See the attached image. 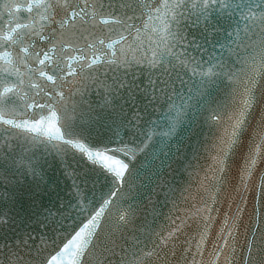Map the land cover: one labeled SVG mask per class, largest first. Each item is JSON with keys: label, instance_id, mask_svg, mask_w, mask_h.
<instances>
[{"label": "snow or ice", "instance_id": "obj_1", "mask_svg": "<svg viewBox=\"0 0 264 264\" xmlns=\"http://www.w3.org/2000/svg\"><path fill=\"white\" fill-rule=\"evenodd\" d=\"M0 264H264V0H0Z\"/></svg>", "mask_w": 264, "mask_h": 264}, {"label": "water", "instance_id": "obj_2", "mask_svg": "<svg viewBox=\"0 0 264 264\" xmlns=\"http://www.w3.org/2000/svg\"><path fill=\"white\" fill-rule=\"evenodd\" d=\"M86 99L89 103L93 104V106H96L97 104H99L101 102V98H100V93L97 90H90L87 95H86ZM49 159L51 160V157H49ZM52 165L53 168L56 170L55 174L56 175H60V173L64 170L63 169V165L60 163L59 160H52ZM73 167H75V165H73ZM174 168L177 169V171L175 173H171L167 176V180L170 183H177L183 176H185L186 174L183 173L178 165H173ZM62 179V187L65 188L66 190H71L70 189V184H71V180H64L63 177H61ZM63 195V193H62ZM154 200L157 201L158 204L162 203L164 200V194H163V189H159L158 190V195L153 197ZM252 196L251 194H249V201H251ZM250 207V205H249ZM163 211L167 212V208H164Z\"/></svg>", "mask_w": 264, "mask_h": 264}]
</instances>
